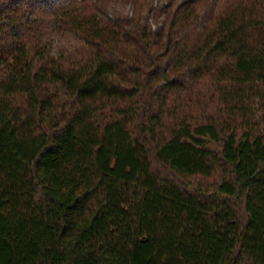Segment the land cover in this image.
<instances>
[{
	"label": "trees",
	"instance_id": "1",
	"mask_svg": "<svg viewBox=\"0 0 264 264\" xmlns=\"http://www.w3.org/2000/svg\"><path fill=\"white\" fill-rule=\"evenodd\" d=\"M0 264H264V0H0Z\"/></svg>",
	"mask_w": 264,
	"mask_h": 264
}]
</instances>
